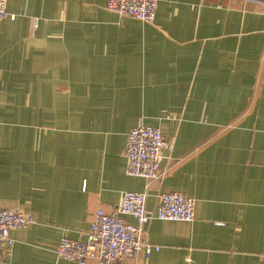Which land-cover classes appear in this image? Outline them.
<instances>
[{"label": "crops", "instance_id": "1", "mask_svg": "<svg viewBox=\"0 0 264 264\" xmlns=\"http://www.w3.org/2000/svg\"><path fill=\"white\" fill-rule=\"evenodd\" d=\"M5 2L0 209L34 223L10 231L0 264H79L57 258L60 239L129 191L149 211L164 192L195 199L192 221L144 225L159 249L134 264H263L264 1L157 0L153 23L106 0ZM137 125L168 142L157 178L126 173Z\"/></svg>", "mask_w": 264, "mask_h": 264}, {"label": "built area", "instance_id": "2", "mask_svg": "<svg viewBox=\"0 0 264 264\" xmlns=\"http://www.w3.org/2000/svg\"><path fill=\"white\" fill-rule=\"evenodd\" d=\"M264 1V0H257ZM5 0H0V20L14 19L15 14L5 8ZM106 8L121 16H130L153 23L156 15L157 0H106ZM168 144L158 127L137 125L127 134L124 149L126 173L130 176L157 178L160 173V154ZM145 193L125 192L113 214L101 209L96 211L88 229L79 233L77 238L62 237L55 248L60 259L86 264L95 260L98 264H115L124 261L134 264V257L140 250L146 258L152 250H158L144 239V225L152 218L166 221H192L195 216V199L181 192L161 193L156 211L145 207ZM129 215L135 222L123 218ZM34 223L32 214L20 210L0 209V249L10 246L13 239L10 231L25 229ZM264 264V254L261 257Z\"/></svg>", "mask_w": 264, "mask_h": 264}]
</instances>
